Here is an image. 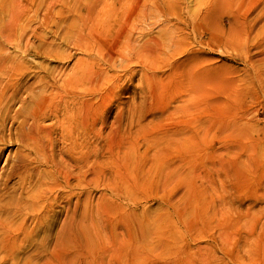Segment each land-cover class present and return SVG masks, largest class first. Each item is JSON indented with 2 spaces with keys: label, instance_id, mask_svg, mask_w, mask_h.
<instances>
[{
  "label": "rangeland",
  "instance_id": "rangeland-1",
  "mask_svg": "<svg viewBox=\"0 0 264 264\" xmlns=\"http://www.w3.org/2000/svg\"><path fill=\"white\" fill-rule=\"evenodd\" d=\"M88 2L0 0V264H264V0Z\"/></svg>",
  "mask_w": 264,
  "mask_h": 264
},
{
  "label": "bare ground",
  "instance_id": "bare-ground-1",
  "mask_svg": "<svg viewBox=\"0 0 264 264\" xmlns=\"http://www.w3.org/2000/svg\"><path fill=\"white\" fill-rule=\"evenodd\" d=\"M145 1H148V3L150 2V0H145ZM171 1L172 0H156V2H155V8H154V11L153 12L159 13L161 15L164 14V12L166 10H168V6L171 4ZM84 7L86 9V12L83 13V14H80L81 15L80 18L82 19L80 25L83 28H86V30L88 29L89 32H92L94 30L96 31L98 29V27H100V25H102V22L109 21V17H110L111 12H112L111 0H95V2H88L87 4L84 3ZM138 13H139V16L138 17L144 23L143 25H145L146 24V20L148 21V18L152 14V9L148 6L147 3H145L144 5L141 6V8H139ZM204 16H206V14ZM148 23H149V21H148ZM103 25L109 26L110 23L107 22L106 24H103ZM146 26H147V24H146ZM93 38H95L94 35H93ZM147 40H148V38L146 37L144 39V41H147ZM120 42H123V44H124V46L119 45V50L118 51L121 52L120 59H123V61L126 62V61H128L130 59V56L129 55L130 54H134V45H133L134 42L131 41V34H130V32L126 31L125 32V35H124V38H122V40ZM165 42L166 43H170L172 41L170 39V40L165 41ZM147 48H149V47H145V52H148V54H149V51H151L150 50L151 48H149V49H147ZM142 54L144 55V53H142ZM87 61L89 63L90 62H95V60L94 59H91V58H87ZM11 66H13V65H11ZM22 66L23 65L21 63H19L18 65L16 64V67L14 66L15 67L14 70H19L20 67H22ZM24 66H25V64H24ZM85 66L84 65H81V63H77L74 66L72 73L69 74V75L67 73V75L64 77V79H63V81L61 83V86L64 89H67V90L70 89V88H75L76 89V86L80 84V82L85 77V73H87V71H86L87 68H85ZM92 68H94V67H92ZM88 71H89V69H88ZM90 71H92V70L90 69ZM13 75L14 74H12V76ZM55 78H54V80H55ZM43 81H41V82H43ZM47 81L48 80H46V82ZM56 86L54 85V86L51 87V89L49 88L50 90H48V88H47V89L42 90L41 92H38L37 94L33 95L31 97L30 103L29 104L27 103L29 105V109H28V106H27L26 110L24 109L27 114L25 116V120L23 121V123L29 125L32 129H34V131L38 130L40 132L42 130L43 127H41L39 125L38 120H40V119H42V118L45 117L47 110H50V114L52 116H55L56 118L59 117L60 111L62 110V104H60L59 102H56L55 103L54 101H52V97L56 95V90H55V87ZM13 94H15V93H12V95ZM66 94L75 95L74 94V91L72 89H70L69 91H67ZM10 96H11V94H10ZM12 99H13V97H12ZM61 100L63 101L64 115H68V117H69V115H70V104H69L70 101L66 100L65 98H61ZM1 102L2 101H0V105H1ZM61 122H62L63 128L65 129L66 123L63 120Z\"/></svg>",
  "mask_w": 264,
  "mask_h": 264
}]
</instances>
